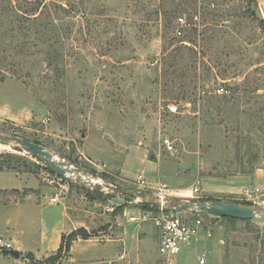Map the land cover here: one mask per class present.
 Returning a JSON list of instances; mask_svg holds the SVG:
<instances>
[{
    "label": "rangeland",
    "instance_id": "rangeland-1",
    "mask_svg": "<svg viewBox=\"0 0 264 264\" xmlns=\"http://www.w3.org/2000/svg\"><path fill=\"white\" fill-rule=\"evenodd\" d=\"M57 1L75 11L21 21L0 6V134L100 176L70 183L0 144L31 160L0 172V237L13 244L0 246V264H196L203 252L210 264H264V217L202 212L211 238L168 258L156 221L131 220L162 209L111 186L139 189L143 175L187 193L171 201L248 204L245 188L259 187L264 206V0ZM63 206L70 227L92 235L53 261Z\"/></svg>",
    "mask_w": 264,
    "mask_h": 264
},
{
    "label": "built area",
    "instance_id": "built-area-1",
    "mask_svg": "<svg viewBox=\"0 0 264 264\" xmlns=\"http://www.w3.org/2000/svg\"><path fill=\"white\" fill-rule=\"evenodd\" d=\"M177 20L178 23L184 22L183 17H178ZM218 92L225 93L228 92V90L224 87H221L218 89ZM167 106L169 111L172 113L180 112L179 106L177 104L170 103ZM163 142L168 151H173L175 149L174 142L169 137H166ZM136 182L139 187L138 190L150 188L154 193V198L164 204H169L172 202L171 200L173 194H182L184 196L187 194L184 192H173L168 183H157L155 185H151L143 175H140ZM193 192L199 194L201 192L200 187L197 186L193 188ZM260 192L261 190L259 187H247L244 190V195L249 201H252L253 205H255L259 203L258 198ZM51 200L53 203L59 202V194H56ZM201 213L202 212H198V214L195 215L192 213V211H190L185 212V215L179 212L175 213L162 210V212L156 217L142 214L139 216H132L131 220L140 223L154 219L160 229L159 252L163 256L170 258L179 255L186 250H189L193 246L198 245L205 238H211L212 229L210 227V223L207 222V219ZM0 246L6 251H10L13 247V244L4 237H0ZM196 264H210L205 252L199 255Z\"/></svg>",
    "mask_w": 264,
    "mask_h": 264
},
{
    "label": "water",
    "instance_id": "water-1",
    "mask_svg": "<svg viewBox=\"0 0 264 264\" xmlns=\"http://www.w3.org/2000/svg\"><path fill=\"white\" fill-rule=\"evenodd\" d=\"M0 144L15 145L29 153L32 157L44 163L46 167L54 174L60 176L67 182L87 185L85 178L92 176L99 177L98 173H89L70 162L58 157L44 145L15 135L0 134ZM111 186L116 187L123 195L132 201L141 200L158 209L171 212H203L219 217H232L239 219H255L264 217V206L248 203H239L237 201H226L224 199H208L199 201H177L164 204L156 198L150 196L147 192L141 191L116 181H111Z\"/></svg>",
    "mask_w": 264,
    "mask_h": 264
},
{
    "label": "trees",
    "instance_id": "trees-1",
    "mask_svg": "<svg viewBox=\"0 0 264 264\" xmlns=\"http://www.w3.org/2000/svg\"><path fill=\"white\" fill-rule=\"evenodd\" d=\"M0 6H3L4 9H6L8 13L15 12L16 14L21 16V21L26 16H27L26 18H34V20H36V19H39V17L44 15L45 13H47L49 17H52V18L55 17L56 18L55 20H63V17L61 16H63L64 14L62 13L67 14L69 12L75 11L73 9V5L69 4L70 7H68V5L66 6L64 3L58 2L57 0H26L24 5H21L20 3L19 4L15 3V0H0ZM53 24L56 27L57 32L59 33L60 31L59 26L55 25V23ZM50 64H53V63H50ZM19 149L24 151L21 148ZM29 155H19L16 153L0 151V172H4L6 170H20L21 167H19V165H15L14 162L18 161L20 164L23 162H31ZM141 204L145 208H151V209L158 210V208L144 201H142ZM223 218L229 219L230 221H233V222H236L238 220H246V219H239V218H232V217H223ZM91 235L92 233L88 231L85 227L74 229L68 234H62L59 247L57 248L56 252L49 257V259L54 261V260L61 258L64 253H67L70 251L72 243L76 241L79 237L88 239L91 237Z\"/></svg>",
    "mask_w": 264,
    "mask_h": 264
},
{
    "label": "crops",
    "instance_id": "crops-1",
    "mask_svg": "<svg viewBox=\"0 0 264 264\" xmlns=\"http://www.w3.org/2000/svg\"><path fill=\"white\" fill-rule=\"evenodd\" d=\"M61 220L63 222V226H61L58 229V231H57L58 234L55 235L57 238L55 239V242L53 243V246H52L54 249L59 247L60 242H61V235L63 232H67V231L69 232V231L76 229L75 227H70L71 220L69 218V214H68L65 206H63L61 209Z\"/></svg>",
    "mask_w": 264,
    "mask_h": 264
},
{
    "label": "bare ground",
    "instance_id": "bare-ground-1",
    "mask_svg": "<svg viewBox=\"0 0 264 264\" xmlns=\"http://www.w3.org/2000/svg\"><path fill=\"white\" fill-rule=\"evenodd\" d=\"M87 177H91V176H87ZM87 177H86V178H87ZM86 178H85V179H86ZM88 185H90V184H88Z\"/></svg>",
    "mask_w": 264,
    "mask_h": 264
}]
</instances>
